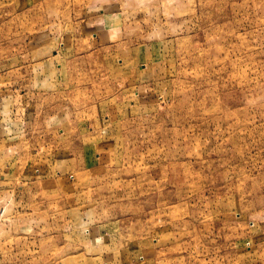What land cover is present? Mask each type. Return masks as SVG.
Listing matches in <instances>:
<instances>
[{
    "label": "rangeland",
    "instance_id": "1",
    "mask_svg": "<svg viewBox=\"0 0 264 264\" xmlns=\"http://www.w3.org/2000/svg\"><path fill=\"white\" fill-rule=\"evenodd\" d=\"M0 264H264V0H0Z\"/></svg>",
    "mask_w": 264,
    "mask_h": 264
}]
</instances>
